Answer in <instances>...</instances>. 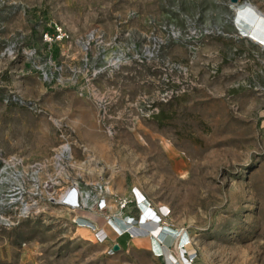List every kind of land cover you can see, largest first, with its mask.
I'll return each instance as SVG.
<instances>
[{"label":"rangeland","instance_id":"rangeland-1","mask_svg":"<svg viewBox=\"0 0 264 264\" xmlns=\"http://www.w3.org/2000/svg\"><path fill=\"white\" fill-rule=\"evenodd\" d=\"M243 2L264 12V0H0L2 153L48 158L67 140L64 178L92 200L109 184L106 210L79 212L97 226L131 209L117 197L135 186L169 208L193 264H264V48L236 28ZM46 197L13 225L0 218V264L177 255L171 238L154 253L144 216L99 241Z\"/></svg>","mask_w":264,"mask_h":264},{"label":"built area","instance_id":"built-area-1","mask_svg":"<svg viewBox=\"0 0 264 264\" xmlns=\"http://www.w3.org/2000/svg\"><path fill=\"white\" fill-rule=\"evenodd\" d=\"M60 27H56L55 35H63ZM207 32V30H205ZM47 36V33H45ZM72 157V147L69 141H62L58 147L50 154L48 158L28 160L19 154L4 155L0 149V218L2 224L6 226L17 223L22 217L31 214L38 204L40 197L47 193L46 199L49 202H55L66 206L73 211L72 221L78 227L86 226L92 230L94 237L99 241H104L110 237L109 232L96 223L88 216L80 215V211H90V209L106 210L109 207L105 194L111 193L107 182H99L97 195L95 199H90L89 187H82L77 179L67 180L65 168L67 160ZM87 184V183H86ZM119 208L122 209L131 206V209L125 213H118L120 219L127 222V225L118 230L115 237L134 233V227L137 219L144 215H158L156 223L161 227L157 240L162 243L164 235L170 234L178 238V253L173 255L171 252L166 253V264H193L195 252L187 248L188 241L186 232L182 229L174 228L169 222L166 211L161 210L163 204L154 205L152 200L145 194H138L135 186L130 188V197H117ZM134 210V211H133ZM158 210H160L159 213ZM112 217L116 218L114 213H105L103 215L106 223ZM150 218V217H149ZM149 220V219H148ZM153 238V237H151ZM154 253L162 255L163 250H158L154 246Z\"/></svg>","mask_w":264,"mask_h":264},{"label":"bare ground","instance_id":"bare-ground-1","mask_svg":"<svg viewBox=\"0 0 264 264\" xmlns=\"http://www.w3.org/2000/svg\"><path fill=\"white\" fill-rule=\"evenodd\" d=\"M232 7L237 10L236 14L239 15V20H240L239 22L241 24H242V22L246 23L247 21H250V23H251V24H249L247 29H245L241 26L242 27L241 29L243 30V32L248 33L249 36H251L253 39H258V40L260 39L264 43V13L262 11L258 10L257 8H255L250 2H243L241 4L237 3L236 5H232ZM242 25L244 26V24H242ZM119 60L120 59L118 58V61ZM135 188H136V191L138 194L143 195L137 187H135ZM160 204L161 203H158V205H160ZM161 210L166 211V206L165 205L162 206ZM159 212H160V210H158L157 213H159ZM114 214H115L116 218L112 217L109 221L104 223V226H103L111 234L112 233L117 234L119 229H121L123 226L127 225V222L120 219L121 218L120 215H118L117 213H114ZM167 215H169V212ZM151 216H147V217L149 220H152V221L148 220L149 222H146L144 224L146 230L148 231V233H147L148 238H149L148 242H151L150 237H153V244H154L155 248L162 251L164 247L156 238L157 235L160 234V231L162 230L161 227L158 226V224L156 223V220L158 219L157 218L158 215L154 214L153 219L151 218ZM133 230L135 231L136 227H134ZM170 238L173 239V241L175 243V251H176V253H178V244H177L178 238H175L170 234H166V235H164V238H163L164 242L163 243H167ZM163 251H165V250H163Z\"/></svg>","mask_w":264,"mask_h":264},{"label":"crops","instance_id":"crops-1","mask_svg":"<svg viewBox=\"0 0 264 264\" xmlns=\"http://www.w3.org/2000/svg\"><path fill=\"white\" fill-rule=\"evenodd\" d=\"M264 13V12H263ZM233 21H234V23H235V25H236V28L239 30V32L241 33V34H243V35H245L246 37H248V38H250V39H252V40H254V41H256V42H258L260 45H262V47L264 48V43L259 39H253L251 36H249V34L248 33H245V32H243V30L241 29L242 27L243 28H245V29H247L248 28V26H249V24H251L250 23V21H247L246 23H243L242 22V24H244V26L239 22L240 20H239V15L238 14H236V18H235V20L233 19ZM242 26V27H241ZM245 31V30H244ZM139 191L141 192V190L139 189ZM142 193V192H141ZM143 194V193H142ZM86 216V215H85ZM83 227H86V226H83ZM105 229V228H104ZM116 236V235H115ZM149 239V238H148ZM150 241H151V239H150Z\"/></svg>","mask_w":264,"mask_h":264},{"label":"water","instance_id":"water-1","mask_svg":"<svg viewBox=\"0 0 264 264\" xmlns=\"http://www.w3.org/2000/svg\"><path fill=\"white\" fill-rule=\"evenodd\" d=\"M230 1L236 3L238 0H230ZM117 248H118V244L117 243L113 244V249L116 250Z\"/></svg>","mask_w":264,"mask_h":264}]
</instances>
